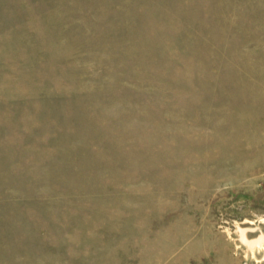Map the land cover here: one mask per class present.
I'll use <instances>...</instances> for the list:
<instances>
[{"label": "rangeland", "instance_id": "obj_1", "mask_svg": "<svg viewBox=\"0 0 264 264\" xmlns=\"http://www.w3.org/2000/svg\"><path fill=\"white\" fill-rule=\"evenodd\" d=\"M0 264H264V0H0Z\"/></svg>", "mask_w": 264, "mask_h": 264}]
</instances>
